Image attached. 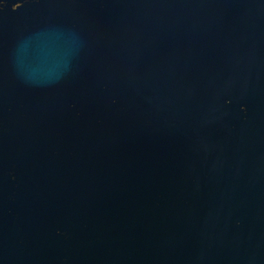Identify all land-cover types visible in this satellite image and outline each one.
Instances as JSON below:
<instances>
[{
    "label": "water",
    "instance_id": "95a60500",
    "mask_svg": "<svg viewBox=\"0 0 264 264\" xmlns=\"http://www.w3.org/2000/svg\"><path fill=\"white\" fill-rule=\"evenodd\" d=\"M0 264H264V0H0Z\"/></svg>",
    "mask_w": 264,
    "mask_h": 264
}]
</instances>
